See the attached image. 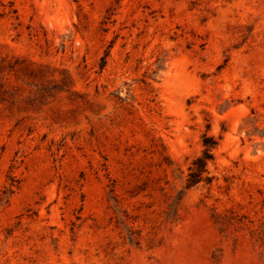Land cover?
I'll use <instances>...</instances> for the list:
<instances>
[{
  "label": "rangeland",
  "instance_id": "1",
  "mask_svg": "<svg viewBox=\"0 0 264 264\" xmlns=\"http://www.w3.org/2000/svg\"><path fill=\"white\" fill-rule=\"evenodd\" d=\"M4 58L0 264H264V0H0Z\"/></svg>",
  "mask_w": 264,
  "mask_h": 264
},
{
  "label": "trees",
  "instance_id": "2",
  "mask_svg": "<svg viewBox=\"0 0 264 264\" xmlns=\"http://www.w3.org/2000/svg\"><path fill=\"white\" fill-rule=\"evenodd\" d=\"M13 13H16L14 10ZM108 54L102 57L103 67L106 63V58ZM14 62L6 60V58L0 60V103L9 102L14 100V86L9 82L7 77L11 72H16L18 60ZM219 140L214 136L205 132L202 135V150L199 155H197L188 168V175L186 178L184 190H190L200 184L211 185L214 176L211 175L209 171V165L215 161V151L218 148ZM11 191V190H10Z\"/></svg>",
  "mask_w": 264,
  "mask_h": 264
}]
</instances>
